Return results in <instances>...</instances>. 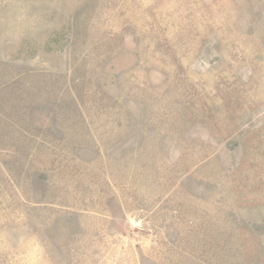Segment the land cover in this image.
<instances>
[{"label": "rangeland", "instance_id": "374dc122", "mask_svg": "<svg viewBox=\"0 0 264 264\" xmlns=\"http://www.w3.org/2000/svg\"><path fill=\"white\" fill-rule=\"evenodd\" d=\"M0 264H264V0H0Z\"/></svg>", "mask_w": 264, "mask_h": 264}]
</instances>
